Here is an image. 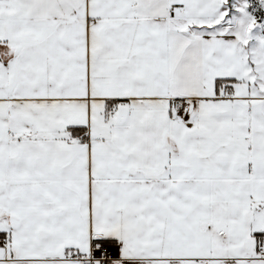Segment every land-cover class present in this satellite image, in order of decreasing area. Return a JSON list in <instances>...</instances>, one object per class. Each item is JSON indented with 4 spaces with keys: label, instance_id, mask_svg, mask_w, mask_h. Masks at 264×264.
I'll return each mask as SVG.
<instances>
[{
    "label": "snow or ice",
    "instance_id": "snow-or-ice-1",
    "mask_svg": "<svg viewBox=\"0 0 264 264\" xmlns=\"http://www.w3.org/2000/svg\"><path fill=\"white\" fill-rule=\"evenodd\" d=\"M0 264H264V0H0Z\"/></svg>",
    "mask_w": 264,
    "mask_h": 264
}]
</instances>
